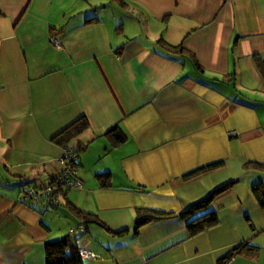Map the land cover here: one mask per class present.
I'll return each instance as SVG.
<instances>
[{
    "label": "crops",
    "instance_id": "0c3cea01",
    "mask_svg": "<svg viewBox=\"0 0 264 264\" xmlns=\"http://www.w3.org/2000/svg\"><path fill=\"white\" fill-rule=\"evenodd\" d=\"M59 2L63 14L87 6ZM125 2L151 19V38H103V21L72 15L53 48L41 44V0H0V166L18 171L1 180L0 170V264H46L45 241L82 222L71 207L98 218L76 234L94 253L83 264H264V207L253 190L264 171L246 165L264 163V0ZM82 116L88 127L67 143L84 146L81 188L59 195L54 210L24 200L23 187L56 176L63 146L52 138ZM114 125L126 136L116 145L106 135ZM230 181L208 209L145 223L127 239L141 210L178 214ZM209 210L218 223L189 234L187 220Z\"/></svg>",
    "mask_w": 264,
    "mask_h": 264
},
{
    "label": "trees",
    "instance_id": "16d2710c",
    "mask_svg": "<svg viewBox=\"0 0 264 264\" xmlns=\"http://www.w3.org/2000/svg\"><path fill=\"white\" fill-rule=\"evenodd\" d=\"M120 3L124 2V4H127L125 0H118ZM94 19V18H93ZM92 19H89L87 21H91ZM157 43L162 45L167 51H183L182 44H178L176 46H172L168 44L163 39H158ZM120 49V48H119ZM257 64L260 68L262 77L264 79V59H261L260 57H256ZM195 66H197V63L195 61ZM88 127V123L86 119L82 116L78 118L77 120L73 121L71 124L60 130L57 134L54 135L52 140H54L56 143L63 147H68L71 154H75L76 157L70 162L69 166H71L75 170L74 177L77 180L81 179L79 178L77 171L78 167L80 165V154L81 151H83L84 146L78 145L77 148H70L68 146V142L73 139V137L82 131H84ZM106 135L109 136L112 140V144H120L124 142L126 136L123 133V131L120 129L118 125L112 126L107 132ZM221 163V162H220ZM220 163H214L202 168H199L195 172H192L190 175H196L200 174L208 169H211L213 167H217L220 165ZM246 165L252 166L255 169H259L261 171H264V163H246ZM57 175V174H56ZM97 176L103 181V183H107L109 181V172H101L98 173ZM82 183V182H81ZM234 183V181L223 183L217 187H215L207 196L204 198L196 201L195 203L191 204L188 208L183 210L182 212L178 214L174 213H165L160 212L157 210H149L144 209L139 212V215L135 219L134 223V229L135 231L138 230V228L145 224L149 223L154 220H162V219H168L171 217H182L186 214H193L194 212L200 211V210H206L210 207L213 199L220 195L221 193L225 192L227 189L230 188V186ZM53 187V194L58 198L59 195L64 196L66 195V191L72 188H64V186L57 181L56 176L51 179V181L46 184ZM45 185V186H46ZM45 186L41 188L32 187L35 188L38 192L42 190ZM253 190L256 192V199L260 207H264V185L261 182H258L253 185ZM22 191V189H21ZM61 201V200H60ZM44 210H54L58 207H54L53 209H48L46 206H43ZM71 210L80 218L82 219V222L79 225L83 226L82 230H79L78 228L75 230H70L59 237L49 239L45 241V263L46 264H83V258L80 253L79 249L80 246L77 243V236L76 235L79 232H85L86 231V225L90 222H97L98 218L95 214L83 212L75 207H71ZM218 223V217L214 211H206L205 214L200 215L199 217L195 219L187 220L186 226L188 229L189 234H196L202 230H204L207 227H210L214 224ZM78 225V226H79ZM245 245H248L247 242L239 241L236 244H234L231 248L228 249L226 252V257H231L233 254L239 252L241 249L245 247ZM86 248V247H84Z\"/></svg>",
    "mask_w": 264,
    "mask_h": 264
},
{
    "label": "rangeland",
    "instance_id": "374dc122",
    "mask_svg": "<svg viewBox=\"0 0 264 264\" xmlns=\"http://www.w3.org/2000/svg\"><path fill=\"white\" fill-rule=\"evenodd\" d=\"M84 1H86V4L84 5L87 6H84V8H82L84 10L83 13L79 15L76 12H72V15L81 17V19L83 18V20L85 17H97L99 20L103 21L105 23L104 29L109 30L105 32L103 38H126L124 42L127 43L129 41V38H151L152 33L155 32V27L152 25L153 23L151 22V19L146 20L148 23V25H146L145 21H143L144 19L138 15V12L133 7L127 6L129 8H126L125 10V8L120 5L121 3L118 0H82V2H79L80 4H77V7H80L82 3H85ZM61 4L63 3H60L59 0H41V7H43V10H41V44L42 42H45L53 48L58 47L56 46V42L59 44L60 36L58 37V35L55 34L57 33L56 30L62 29V27L63 29L64 27L66 28V25L69 23V20L72 17L70 12H64L66 14H63V7ZM49 30L51 31L50 36L48 35ZM124 45L125 43L123 45L117 43L114 49L116 51H119V47L120 49H122ZM44 52H46L45 55L47 57H54L52 51L47 47L45 48ZM52 65L53 63L51 64V66ZM69 143L71 144V140L69 141ZM29 146L31 147V150H35L36 152L43 149V147H40L38 144L35 147H33L32 145ZM95 161H97V163L100 162L98 160ZM58 166L59 172L60 170H62V168L60 165ZM0 170L2 172L1 180L3 178H7V176L12 177L11 175L18 173V171L13 170H10L8 172L4 170L2 166H0ZM25 173L30 174L33 172L27 171ZM231 173H233V171H231ZM211 206L213 205L211 204ZM57 211L60 212V210ZM134 232L136 231L134 229L133 223L127 239H129L130 237L132 238V236L136 237L137 233ZM212 235L216 236L217 234L214 233ZM162 256H164V254L160 255L159 257Z\"/></svg>",
    "mask_w": 264,
    "mask_h": 264
},
{
    "label": "built area",
    "instance_id": "2783aa9c",
    "mask_svg": "<svg viewBox=\"0 0 264 264\" xmlns=\"http://www.w3.org/2000/svg\"><path fill=\"white\" fill-rule=\"evenodd\" d=\"M56 45L59 44L56 42ZM62 155L57 160L58 164L61 166L62 170L57 172L56 178L59 183H61L64 188H81L82 183L80 180H77L74 177L75 170L69 166L70 162L76 157L75 154H71L68 147L62 148ZM22 193L24 195V200H28L31 198L39 197L42 200L44 206L48 209H53L54 207L61 206V201L59 197L57 198L53 194V187L46 185L40 192H38L35 188L32 187H23ZM77 228H70V230H75ZM79 230L83 229L82 225L78 226ZM79 253L82 257H94V253L86 249L84 247H80Z\"/></svg>",
    "mask_w": 264,
    "mask_h": 264
}]
</instances>
